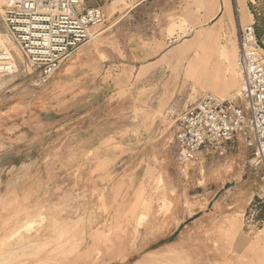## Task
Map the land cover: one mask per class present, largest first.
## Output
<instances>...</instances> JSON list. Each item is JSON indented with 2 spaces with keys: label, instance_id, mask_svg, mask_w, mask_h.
Returning <instances> with one entry per match:
<instances>
[{
  "label": "rangeland",
  "instance_id": "obj_1",
  "mask_svg": "<svg viewBox=\"0 0 264 264\" xmlns=\"http://www.w3.org/2000/svg\"><path fill=\"white\" fill-rule=\"evenodd\" d=\"M218 2L85 0L105 14L95 41L143 27L166 52L146 82L124 72L95 111L56 127L38 125L51 80L40 84L14 44L17 68L0 77V264H264L262 168L246 155L177 161L178 113L206 93L239 100L226 83L230 56L241 82L240 26L255 22L264 44V0ZM194 58L211 63L188 74ZM220 73L222 92L207 86Z\"/></svg>",
  "mask_w": 264,
  "mask_h": 264
},
{
  "label": "built area",
  "instance_id": "obj_2",
  "mask_svg": "<svg viewBox=\"0 0 264 264\" xmlns=\"http://www.w3.org/2000/svg\"><path fill=\"white\" fill-rule=\"evenodd\" d=\"M85 0H0L4 29L24 59L46 84L64 61L95 36L91 29L105 23L100 7L83 8ZM238 73L244 89L238 102L212 93L174 119V141L180 164L198 158L225 159L250 156L262 168L264 204V44L259 41L255 22L238 31ZM17 68L14 52L0 40V77Z\"/></svg>",
  "mask_w": 264,
  "mask_h": 264
},
{
  "label": "crops",
  "instance_id": "obj_3",
  "mask_svg": "<svg viewBox=\"0 0 264 264\" xmlns=\"http://www.w3.org/2000/svg\"><path fill=\"white\" fill-rule=\"evenodd\" d=\"M219 21L220 19L218 23ZM129 24L132 26L135 22ZM138 25H141L140 21L136 22V26ZM218 26L219 29L220 26ZM142 28L130 27L128 38L118 41L117 44L95 41L99 34L93 33L95 38L71 54L51 79L47 87V97L40 100L43 107L39 116L45 115L48 119L39 122L38 125L56 127L58 125L57 117L68 119L86 116L95 111L100 103L107 99L108 94L114 92L115 78L117 79L124 72H144L145 76L141 80L143 83L146 82L148 76H151L155 70L148 67L152 66L160 56L165 55L166 41L164 42L163 38H153L147 33L138 31ZM134 30H136L135 33ZM131 39L135 40V44L131 42ZM142 50H147L153 54L139 56L138 53ZM219 56H229L228 51H222ZM195 58L192 61L196 60ZM148 69L149 71H147ZM187 73H195V71L188 72L187 69ZM210 76V79L216 77L213 74ZM210 79L207 83L208 87L210 86ZM216 84L220 89L222 84L217 83V81ZM220 90L226 91L227 89L221 88ZM35 116L37 115L35 114ZM139 195L138 192L137 196ZM207 207L208 204L201 206L198 211H204ZM198 211L192 210L190 215L193 216ZM230 225L232 226V223Z\"/></svg>",
  "mask_w": 264,
  "mask_h": 264
},
{
  "label": "bare ground",
  "instance_id": "obj_4",
  "mask_svg": "<svg viewBox=\"0 0 264 264\" xmlns=\"http://www.w3.org/2000/svg\"><path fill=\"white\" fill-rule=\"evenodd\" d=\"M238 1H240V3L241 4H243V0H238ZM121 3V2H120ZM211 4H215V5H217V6H219V2H218V0H212V3ZM114 5H115V3H114ZM244 9V14H245V8H243ZM0 15H1V10H0ZM0 40H2L4 43H6L7 44V46L11 49V51H12V48H14V43H13V41H12V39L10 38V37H8V34H6L5 32H2V31H0ZM209 58H207V59H202V60H200V59H196V60H194L193 62H191L190 63V65H189V67H188V72H192V71H195L196 69H197V67L201 64H203V65H205V66H208L209 64H210V59L208 60ZM198 61V62H197ZM230 61H231V67H232V78H230L229 79V83H226L227 85H229V86H232V87H234V86H236L237 88H238V91L239 90H243L244 89V83L243 82H238L237 81V75H236V73H235V70H234V62H233V60L231 59V56H230ZM197 63V64H196ZM223 78H225L223 75H222V73H220V74H218L216 77H214V78H212V79H210L211 80V82H210V85L211 86H216L217 84H216V81H217V83L219 82V84L221 83V82H223ZM222 87L224 86V84L222 83V85H221ZM224 89H226L225 87H224ZM215 91H220V92H222L223 90H217V89H214ZM218 95V94H217ZM226 175V174H225ZM229 175V174H228ZM261 242H262V240H261ZM264 243V242H263Z\"/></svg>",
  "mask_w": 264,
  "mask_h": 264
},
{
  "label": "trees",
  "instance_id": "obj_5",
  "mask_svg": "<svg viewBox=\"0 0 264 264\" xmlns=\"http://www.w3.org/2000/svg\"><path fill=\"white\" fill-rule=\"evenodd\" d=\"M255 28H256V24H255ZM256 33H257V29H256ZM257 37H258L259 41H261V39L259 38L258 34H257Z\"/></svg>",
  "mask_w": 264,
  "mask_h": 264
}]
</instances>
